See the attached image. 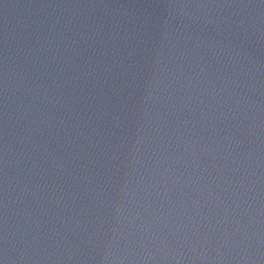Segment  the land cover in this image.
<instances>
[{"label": "water", "instance_id": "95a60500", "mask_svg": "<svg viewBox=\"0 0 264 264\" xmlns=\"http://www.w3.org/2000/svg\"><path fill=\"white\" fill-rule=\"evenodd\" d=\"M0 264H264V0H0Z\"/></svg>", "mask_w": 264, "mask_h": 264}]
</instances>
